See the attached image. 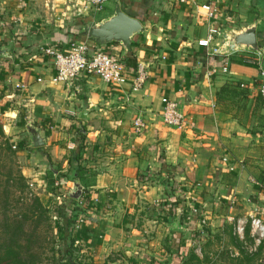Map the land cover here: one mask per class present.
<instances>
[{
	"label": "crops",
	"instance_id": "obj_1",
	"mask_svg": "<svg viewBox=\"0 0 264 264\" xmlns=\"http://www.w3.org/2000/svg\"><path fill=\"white\" fill-rule=\"evenodd\" d=\"M205 2L217 5V20L205 17ZM118 3L144 26L132 51L119 42L90 44L122 58L128 81L113 85L84 75L52 83L55 70L44 48L85 39V24L109 17ZM212 25L222 34L208 49L199 46ZM249 25L257 27L262 54L244 47L224 53L223 33ZM262 42L264 0H108L100 12L85 0H0L5 130L12 140L24 129L31 135L35 158L27 154V177L46 185L50 178L65 181L64 174L85 186L77 200L84 221L74 237L89 264H179L174 250L188 251L200 224L192 210L209 213L214 194L264 215ZM130 56L148 71L137 90ZM164 97L180 104L187 127L163 122ZM137 117L143 129L134 126ZM79 128L87 135L83 180L69 163ZM36 133L40 146L33 145Z\"/></svg>",
	"mask_w": 264,
	"mask_h": 264
},
{
	"label": "rangeland",
	"instance_id": "obj_2",
	"mask_svg": "<svg viewBox=\"0 0 264 264\" xmlns=\"http://www.w3.org/2000/svg\"><path fill=\"white\" fill-rule=\"evenodd\" d=\"M19 40L16 38L15 41ZM4 124L0 110L3 130V134L0 133V247L9 242L5 232L9 229L7 223L17 224L21 220L25 230L21 242L32 246L42 264H89L86 253L74 237L78 230L76 220L82 214L77 200L68 202L65 190L55 184L58 178H50L45 185L25 175L27 154L35 158L31 135L24 129L17 133V140H12ZM31 167L35 169V166ZM71 178L68 184L72 186ZM36 198L41 203L37 204ZM66 200L67 220L60 215ZM226 201H231L230 207ZM210 202L209 213H204L206 207L199 206L202 210L194 220L200 224H195L197 228L191 230L195 233L189 250L180 254L179 264H264V232L253 225L254 217L261 218L264 223V215L247 205L244 207L241 200L234 197L227 200L214 194ZM201 230L205 235H201ZM65 245L72 252L70 260Z\"/></svg>",
	"mask_w": 264,
	"mask_h": 264
},
{
	"label": "built area",
	"instance_id": "obj_3",
	"mask_svg": "<svg viewBox=\"0 0 264 264\" xmlns=\"http://www.w3.org/2000/svg\"><path fill=\"white\" fill-rule=\"evenodd\" d=\"M107 2L108 0H85V5L92 11L100 12ZM201 9L207 19L217 20L219 15V8L217 5L211 2H205L201 4ZM216 34H222V29L220 26L212 25L207 36L198 40L199 46L208 49ZM43 51L52 58L55 70L50 79L52 83H73L76 79L84 75L98 76L103 81L113 85L124 84L129 79V70L122 58L110 53L105 48L91 47L86 40H72L64 49L47 46ZM214 51L216 52L217 48H215ZM249 60L252 59L249 58ZM222 70L224 72L228 71L227 64L222 67ZM131 71L134 73L132 89L137 90L141 88L142 84L148 78V71L141 65H138L136 69L131 68ZM41 80L42 78H38V81ZM242 86H244V84H242ZM259 92L264 98V80L259 85ZM162 102L163 108L161 115L165 124L178 128L187 127L189 125L187 115L181 110L180 104L177 101L164 97ZM134 126L138 130L143 129L145 126L143 118L137 117L134 121ZM13 147L15 148L16 145ZM224 160H226V158H224ZM55 184L64 189L65 193L69 195L72 186L68 184V180H58ZM31 186H33V183H31ZM199 211L200 209L194 208L191 214L196 215ZM83 221L84 215L81 214L76 220L77 229ZM203 222L205 221L203 220ZM253 225L261 233L264 232V223L261 218L254 217ZM201 235H205V232L201 231Z\"/></svg>",
	"mask_w": 264,
	"mask_h": 264
},
{
	"label": "water",
	"instance_id": "obj_4",
	"mask_svg": "<svg viewBox=\"0 0 264 264\" xmlns=\"http://www.w3.org/2000/svg\"><path fill=\"white\" fill-rule=\"evenodd\" d=\"M143 31L144 26L142 21L137 17L129 15L122 9L121 4L118 3L115 6L114 13L109 17L85 24L82 34L86 38L82 40L87 41L88 38H92L94 41H92L93 44L95 42L100 44L119 42L126 49L130 50L134 37ZM223 37L225 39L223 52L226 54L242 47L255 50L262 54L256 25H249L238 31L232 29L225 31ZM86 113L87 111L84 110L81 117L86 118ZM33 138V145L40 146L43 144V138L39 133L33 135ZM84 189L85 186L79 180L74 179L72 188L69 191V197L74 200H80L83 196ZM175 228L177 230L181 229L179 223H177Z\"/></svg>",
	"mask_w": 264,
	"mask_h": 264
},
{
	"label": "trees",
	"instance_id": "obj_5",
	"mask_svg": "<svg viewBox=\"0 0 264 264\" xmlns=\"http://www.w3.org/2000/svg\"><path fill=\"white\" fill-rule=\"evenodd\" d=\"M87 41L90 44V42L93 41V39L88 38ZM132 47L129 51H132L133 49ZM127 62L130 64L131 67H133V69H136L139 65V62L136 57H132V56L128 57ZM0 133L3 134L1 125H0ZM86 136H87L86 129L79 128L76 137V147L72 151L71 156L69 158V163L71 164L70 170L74 171L75 177L79 178L80 180H83L84 174L86 172V169L82 162L83 153L87 143ZM62 176H64L66 180L68 179V175H61L60 177ZM21 179L23 181H26V177L24 175H21ZM61 180L63 181L64 179L62 178ZM67 200L70 203L75 202V200L71 199L69 195ZM67 200L64 201L63 206L60 208V215L66 220L68 219V214L66 209L68 203ZM35 201L37 204L41 203L39 198H36ZM7 227H9V229H7V231L5 232L7 234V238L9 242L0 247V264H42V262L39 260L38 253H36V251H33L32 246L28 243L24 245V243L21 242L22 237L25 235V230L22 226V221L21 220L18 221L17 224L7 223ZM181 248L182 247L180 245V248L174 250V252L177 253L178 256H180L179 249ZM65 251L67 253V257L70 260L72 256V252L70 251V249H68L67 245H65ZM70 263L72 264V262Z\"/></svg>",
	"mask_w": 264,
	"mask_h": 264
}]
</instances>
